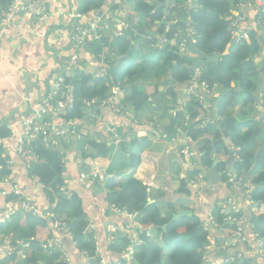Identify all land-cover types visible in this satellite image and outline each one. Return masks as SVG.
Returning a JSON list of instances; mask_svg holds the SVG:
<instances>
[{"label":"trees","instance_id":"trees-1","mask_svg":"<svg viewBox=\"0 0 264 264\" xmlns=\"http://www.w3.org/2000/svg\"><path fill=\"white\" fill-rule=\"evenodd\" d=\"M246 1L195 0L194 7L185 14H179V9L175 5L181 4L182 0H128L133 14L123 17L128 24L124 34L111 41L106 36L100 40H88L77 52L75 64H70L73 54L70 49L66 66L55 72L49 85L46 86L45 97L50 94V87L56 76H63L67 85L60 89V93H64L66 107L55 113L56 125L79 130L80 123L74 120L88 119L85 111L88 109L84 101L96 99L100 102L111 94L112 88L119 87L125 92L124 104L132 110L136 118H139L141 113L149 115L148 112L154 115L153 118H148L151 122L166 118L168 123L164 129L165 133L183 134L189 137L190 145L194 144L193 149L199 156L197 163L201 165V169L209 168L217 160L215 169L221 174L220 182L231 185V175L226 160H219V156L232 155V149L225 143L228 140L239 156L234 161L236 175L240 178L241 175L246 177L241 178L240 189L243 192L247 191L248 198L257 203L256 211L252 213L256 216L259 210L264 209V150L256 156L258 144L263 141L261 128L257 120L252 117L251 109L246 106L253 100V93L256 90L257 72L253 59L260 51V45L254 32L255 28L248 31L247 39L234 38L230 29L232 19ZM10 2L11 0H0V11ZM172 3L175 5L171 6ZM104 4L105 0H82L77 13L91 18L93 12L90 16L87 14ZM176 13L181 20L173 19ZM186 15L193 20L198 34L194 44L196 49L203 55L219 54L218 63L199 64L203 68L199 80L209 86L215 85V92L218 93L217 101L213 102L215 98L209 96L205 102L207 105L212 103L216 109L218 121L214 125L196 120L201 104L194 97L184 101L182 105L184 112L178 111L174 116L167 114L173 103V107H179L175 104L178 98H186L184 90L193 77V72H189L191 60L187 55L180 53L178 48L184 36L182 32L177 36L174 35L185 24ZM153 32L157 35H153ZM86 52L95 55L97 59L96 64L98 63L99 67L95 66L94 73L80 68L83 66ZM104 64L107 66V73L99 74L100 65ZM69 69L71 74L68 76L66 71ZM149 85L153 87L152 97L146 90ZM162 85L165 88L161 91L159 88ZM237 87L242 90L237 92L235 90ZM59 99H61L59 94L54 96L49 111L51 109L55 111ZM43 102L44 99L40 104ZM126 106L123 105L124 110H127ZM103 109L111 112L106 106ZM101 111L103 110L97 109L96 116H100ZM185 113L188 114L187 119ZM111 114L117 115L112 112ZM215 114L211 112L212 117H216ZM26 116L28 114L23 117ZM45 118L49 119L50 115ZM132 122L135 126L142 125L140 121L132 120ZM110 125L115 127V124L110 123ZM142 126L140 128H143ZM97 127L101 126L97 124ZM106 128L100 129L105 136L100 134L99 138L93 135L80 136L78 149L81 150L82 165L87 166L90 161L92 162L90 169L85 171L88 173L106 168L104 182L99 181L98 178L92 179L91 182L101 185L100 189L108 210L112 211V207H115L135 214V220L141 228L133 227L138 233V240L134 241L128 229L116 230L114 241L107 246L108 254L112 257L105 253L103 255L108 259H115L113 256H116L119 264H211L204 259L210 228L227 230V235L223 237V240H226L229 239V233L235 225L223 221V216L217 209L213 210L217 227L209 225L205 228L202 220L193 212L173 220L172 205L168 203L166 204L168 209L161 210L158 201L149 200L148 186L134 176L140 164V155L146 143H149V138H160L151 131L156 128L155 124L151 123L147 130L141 132L142 136L132 138L126 146H123V143L114 144V138ZM10 135L7 126L1 124L0 139L5 141ZM48 136L46 141H42L40 135L30 142L29 147L36 161L28 165L27 176L36 179L48 205L53 204L51 212L57 218L66 220L72 236L61 237L63 252L60 248H42L41 244L47 237L46 234L61 236L60 232L51 230L50 219L41 214H15L8 221L0 224V236L10 237L12 243L20 240L16 245L24 255L20 256L16 250L0 258V264H74L79 262V258L87 260L88 264H99V257L95 254L98 243L94 232L90 229V219L82 198L75 188L67 189L65 186L64 163L65 157H70V153L67 152L66 145L62 144L61 136L54 133L53 127L50 128ZM50 137L57 141L56 146H52ZM105 158L110 160L108 167L103 162ZM7 161L2 143L0 144V182L11 177ZM14 182L21 185L19 180L14 179ZM186 185V179L181 180L180 191H185ZM24 193V198L27 197L36 204L32 197ZM7 195L12 199L11 193ZM9 203L8 200L6 205ZM37 209L40 212V209ZM127 222L131 224L129 220ZM260 222H264V216ZM260 236L264 241V229ZM127 246L133 248V256L129 261L122 257L123 249ZM225 249L220 250L225 253L222 258L224 260L229 254ZM64 253L67 254L66 257ZM244 259L242 264H247V258ZM224 260L221 264L238 263Z\"/></svg>","mask_w":264,"mask_h":264},{"label":"crops","instance_id":"crops-1","mask_svg":"<svg viewBox=\"0 0 264 264\" xmlns=\"http://www.w3.org/2000/svg\"><path fill=\"white\" fill-rule=\"evenodd\" d=\"M81 2L82 0H42L44 10L41 14L31 16L25 14L18 15L15 21L6 30L5 36L1 42L0 125H6L11 135L5 141L0 139V144L3 143L4 154L8 160L7 166L11 170V177H7L8 180H5L7 179L5 178L0 182V190H10L9 181L11 179L19 180L23 193L26 192L29 195L28 197H32V199L36 201L40 211L48 209L50 205H48V201H46L45 197L41 194L36 179H30L27 176L26 169L28 168V164L26 160L15 151L18 138L20 137V128L15 123L18 122L19 118L32 113L33 110L39 107L40 102L45 98V88L49 85L52 76L55 72L66 66L70 52L69 33L72 25L76 23L77 19L83 20L75 15L78 14L77 8ZM105 7L109 8L116 17H124L128 14H133L130 2H127V5L122 8H115L110 5V0H105V4L101 6L100 9ZM92 12L94 11H91L87 15L90 16ZM252 13L255 14L254 9ZM250 22L251 20H248L246 23H243L240 26V30L248 36V31L255 28L256 30H254V32L260 45V51L254 55L253 59L257 72L255 77L256 90L253 93V100L246 106L251 109L252 117L257 120L261 128L263 141L258 144L256 151V153H259L261 150H264V31L257 28L255 24H252L251 27L248 28ZM82 52H84V50H82ZM84 55L86 57H84L83 66L79 67L94 73L97 59L94 57L93 61L90 60L92 55L87 52ZM183 89L184 87L181 90L183 91ZM146 90L150 96L153 92V87L149 85L146 87ZM159 90H161V88H159ZM120 92V104L126 106V104H124L125 92L121 90ZM211 96L215 98L213 102L217 101V92H214ZM151 97L149 98L150 100ZM178 99L182 100V102L188 100L187 97H180ZM209 104V109L215 114L216 109L214 105L212 103ZM126 108L128 111H132L129 110L130 108L128 106H126ZM237 109L238 107H236V110ZM102 110L103 111L100 112V117H102L103 120H99V124L110 122L115 124L116 129L118 128L117 130H120L121 127H129L131 124L134 125L132 120L131 124L127 122V117H124L122 121H118L117 115L106 112V109ZM140 115L142 116L143 113ZM141 119H139V121ZM160 120V122L158 119L154 120L155 122H151L156 126V128L151 129V131L154 130L155 135H160L158 131L164 132L167 126L168 120L166 118ZM140 123L144 126L140 125L129 128L130 133L128 138H139L142 136L141 132L147 130L151 125V123L147 125L146 121H140ZM141 126L143 128H140ZM98 129L92 135L98 138L100 134L105 136V134L100 131L102 126L98 127ZM149 139L151 140L152 138ZM150 140L149 143H146L147 145H145L146 147L140 155V164L135 173L136 178L148 186L149 200L151 202L158 201L161 210L163 208L165 210L168 209L166 208V204L170 203L172 209H174L172 210V216L178 210H187L189 214L193 212L202 220L204 225L207 221L208 213L216 209L218 203H221L226 198H232L247 215V221L241 224L244 234L247 237V242H245V244L236 242L234 246L230 245L226 247L228 249L225 250H228L227 254L238 251L243 252L244 250L250 251L249 254L244 257L247 258V264H264V241L261 248L256 247L257 241L255 243V234L260 237L261 231L264 229V222H260V219L264 216V209L259 210L257 215L253 216L248 204V195L246 191L243 192L240 189L242 185L241 180L239 179V187H237L236 184L232 182L233 176L228 169L231 175V185L222 182L216 185H210L207 179L204 178L201 188L186 185L184 187L185 191H180L179 180L181 179V175H183L184 172L186 173V170L178 150L179 147L184 145H189L193 148L194 144L190 145V140L186 139L183 134L168 135L165 133L164 138H153L151 142ZM226 141L231 149H235L233 146H230L228 140ZM261 146H263L262 149H260ZM74 156V153H70V157H65V186L67 189L72 188L74 190L75 188V191L81 196L83 205L90 219V229L94 232L100 251L102 254L105 253L110 256L107 251L109 242L105 233L106 225L112 223L119 230L125 228L128 219L122 215H116L113 211L107 209L106 202L103 199L100 189L101 185L94 184L96 182H90V184L87 185L85 182L80 184V182L76 180L80 172L84 173L90 168L89 166H80L78 162L74 161ZM198 158L199 156L197 154V162ZM229 158L235 161L233 155L229 157L219 156V160H228ZM103 162L106 164V167L110 165L109 158L103 159ZM195 168L198 171L200 170V172L206 170L201 169L199 163ZM234 171L236 172L235 169ZM217 173L220 172L217 171ZM8 200L10 205L14 200V196L10 199V195L0 194V210L8 208L9 205H6ZM139 228H141V226ZM205 228L207 227L205 226ZM227 233V230L222 231V229L214 230V228H210L208 248L205 249L204 255L206 261L211 264L222 263V258L225 253L220 250L222 249L223 237H225ZM133 235L134 234H130L131 239H133ZM46 236L48 235L46 234L45 237ZM221 237L222 239H218ZM113 258H116V256H113ZM244 258L243 260H237V264H242L245 260ZM74 264H86V260H80L79 258V262L77 261Z\"/></svg>","mask_w":264,"mask_h":264},{"label":"built area","instance_id":"built-area-1","mask_svg":"<svg viewBox=\"0 0 264 264\" xmlns=\"http://www.w3.org/2000/svg\"><path fill=\"white\" fill-rule=\"evenodd\" d=\"M194 1L195 0H182L181 4L173 5H175L176 8L179 9V14H185L188 10L194 7ZM127 2L128 0H110V5L114 6L115 8H122L123 6L127 5ZM253 9L255 10V14L252 13ZM43 10L44 7L42 4H40V0H11L8 6L0 11V48L6 30L11 26L18 15H39ZM75 15L78 18H82L83 20L74 23L69 34L70 49L73 53L70 64L76 63L78 54L77 52L82 49V47L88 40H100L101 38L103 39L106 36L107 39L111 41L116 37L123 35L128 28V24L126 23L124 18L114 16L107 7L95 10L92 17L88 19L80 14ZM173 17V19L176 21L181 20L177 13L174 14ZM248 20H251L248 28H250L252 24H255L257 28L264 31V0H247L243 3L240 9H238V12L235 14L230 24L231 33L234 38H248L247 34L241 32L240 30V26L243 23H246ZM179 32H182V35L184 36L183 39H181V41L179 42V52L187 56H191V53H189L187 49V38H189V41L194 45L198 39V34L195 30L193 20L188 15H186L185 18V24L174 35L177 36ZM100 69L101 73L99 74L107 73V66L105 64L100 65ZM202 72L203 68L201 65L194 69L193 77L190 83L185 87L184 95L187 98H197L199 100V103L201 104V109L196 120H201L200 122L204 124L214 125L217 121V118L212 117L211 109H209V106L205 102L207 100V97L211 96L215 92V85L209 86L206 82L200 81L199 79ZM70 74L71 71L69 69L66 71V75L69 76ZM65 87H67V85L66 83H64V77L60 75L56 76L55 80L51 84L50 94L44 98V102L40 104V106L36 110H33L32 113H29L28 116L21 117L18 122L15 123L20 128V137L18 138L15 151L26 160V163L28 165L36 161V157L33 155L32 150L29 147L30 142H32L40 135L42 136L44 141L48 140L50 128L56 124L54 119L55 113H59L66 107V102L63 99L64 93H60V89ZM120 93L121 92L119 87H114L111 90V94L107 98L101 99L100 102H97L96 99L85 100L84 105L87 109H92L94 106H97V109H102L106 106V108H108L112 113L117 114L121 112V104L119 101V96L121 95ZM58 94L61 99L56 102V107L54 108L55 111H53L52 109L51 111H49L52 106L51 100H53L54 96ZM181 105L182 104L179 102V107H181ZM52 111L54 113L53 115H51ZM124 111L121 114L125 117L126 114L124 113ZM47 115H50L49 119L45 118ZM106 131L114 136L112 138H114V143H116V134L113 133V128L111 127V125L106 128ZM185 138L191 140L189 137L185 136ZM234 150L235 149H232V155L235 159H238L239 156ZM179 154L181 156V161L184 165L186 173H189V175H191L189 184H187V182L186 184L191 187L201 188V186H203L204 177L203 173L196 170L195 168L198 164L196 159V151L189 145H184L181 147V150H179ZM100 173L101 171L95 170L91 171L90 173L80 172L78 174L77 180L78 182L82 183V179L87 176L88 182H91L92 178L90 175L93 174V179H95L98 178ZM104 174H106V172ZM5 180H8V178ZM9 183H11L10 190H0V194L7 195V193H11L14 196V200L11 202L8 208L0 210V224L8 221L16 213H30L31 215L41 214L42 211H38L37 205L32 200L27 197L24 198V193L18 183L14 182V180H10ZM248 204L249 208L251 209V213H254L256 211L257 203L248 198ZM216 209L218 213L223 216V221L235 225V228L229 233V239L223 240L224 243L222 244L221 248L225 249L230 245L234 246L236 242L245 244V242H247V237L244 234V230L241 224L246 222L248 218L244 210L240 208L232 198H226L221 203H218ZM112 211L116 215H122L126 217L129 221H131V224L129 223V225L133 226L132 220H130L127 212L124 209L112 207ZM44 217H48L50 219L51 230L60 232L61 236L50 233V235H48L42 242L41 247L45 249L57 247L64 250L61 237L66 236L71 238L72 236V233L68 228V223H66V220L62 218H57L53 212H47ZM107 225H111L109 228L106 227L107 240L109 243H112L115 239L116 226L112 223H109ZM204 225L206 227L209 225H215L217 227L213 211H210L208 213L207 221ZM220 229L221 228H219V230ZM255 236V243L257 241L256 247L261 248L263 246V238L261 236H257L256 234ZM132 238L134 239L135 236L133 235ZM17 243H12L10 240L8 242L3 237H0V258L14 253L16 250V253L20 256L22 254L24 255L23 251L18 249V246L16 245ZM207 248L208 245L205 247V249ZM249 252L250 251L244 250L243 252L238 251L230 253L227 255L225 260H223L225 262L234 263L237 260H243V258L248 255ZM95 254L99 257V264H119L117 258H106L100 251L99 245L96 247ZM64 256L66 257L67 254L64 253ZM132 256L133 248L127 246L123 249V258L129 261L132 259Z\"/></svg>","mask_w":264,"mask_h":264},{"label":"rangeland","instance_id":"rangeland-1","mask_svg":"<svg viewBox=\"0 0 264 264\" xmlns=\"http://www.w3.org/2000/svg\"><path fill=\"white\" fill-rule=\"evenodd\" d=\"M172 5H173V3H172ZM73 26V25H72ZM92 55V54H91ZM94 56L95 55H92L91 57H90V60H92L93 61V58H94ZM97 62V61H96ZM96 62H95V66H97V67H99V65H98V63L96 64ZM160 88H161V91L165 88L163 85L162 86H160ZM188 101V100H187ZM178 102H180V103H182V105H183V103L184 102H182V100H179L178 99V101L176 100L175 101V104H178ZM181 105V107H173L174 106V103L172 104V108H169L168 109V111H167V114H169L170 116H174L178 111H182V112H184V106H182ZM40 106V105H39ZM125 107V106H124ZM124 107H123V105H120V109H121V112L120 113H117V119H118V121H122L123 120V118H124V115H122L121 113L124 111ZM89 110H85L86 111V113H87V115L86 116H88V119L87 120H79V119H75L74 121L76 122H79L80 124H78L81 128L79 129V130H77L76 131V129L75 128H73V127H70V128H66V126L65 125H63L64 127H60L59 125H54L53 126V130H54V133H57V134H59V136H61V140H62V144L64 143V145H66V147H67V152L68 153H74L75 154V156H74V161H76V162H78L79 163V165L81 166L82 165V163H83V159H82V155H81V150L80 149H78V146H79V143H80V136L82 135H92L94 132H96V130L98 129V127L96 128V126H97V124H99V120H101L102 119V117H100V116H96V114H95V112L97 111V106H94L92 109L91 108H88ZM103 109V108H102ZM102 109H99V110H102ZM91 110V111H90ZM126 111V110H125ZM124 111V113L126 114L125 115V117H127V122L129 123V124H131V120H133L134 122H139V119H141L140 121L141 122H147V125L151 122L148 118H153L154 117V115H147L146 116V114L144 115H142V116H139V118H136V116H135V114H132V111H126L125 112ZM149 114H150V112H149ZM52 115V114H51ZM131 118H129L128 116ZM188 118V114H186L185 113V119H187ZM103 120V119H102ZM106 121H108V120H106ZM161 120H159V122H160ZM115 123V122H114ZM99 125H101L102 127H109L110 126V122L109 123H106V124H104V123H101V124H99ZM124 126V125H123ZM133 126H135V124L134 125H130L129 127H121L120 128V130H117L115 127H112L113 128V133L114 134H116V136H115V138H116V143H123V146H126L127 145V143L132 139V138H128V135H129V128H131V127H133ZM61 128V129H60ZM126 128V129H125ZM131 130V129H130ZM153 133H154V130H153ZM158 134H160L159 136L161 137V138H164L165 137V131L163 132H160V131H158ZM95 135V134H94ZM112 137H114V136H112ZM42 139V141H44V139L43 138H41ZM50 142H51V144H52V146H56L55 144H56V140L54 139V138H52V137H50ZM116 143H114V144H116ZM179 150H181V147H179ZM179 150H178V152H179ZM64 160V159H63ZM91 165H92V162L90 161L89 163H88V165L87 166H89V168L91 167ZM106 169V168H105ZM105 169H103L102 171H101V173H100V175L98 176V180L99 181H101V182H104L105 181V179H106V174H104L105 173ZM137 170V169H136ZM136 170H135V173H136ZM135 173H134V176H135ZM91 176V178L93 179L94 178V175L93 174H91L90 175ZM188 176H189V173L187 174V173H183V175H181V179L179 180V181H181L182 179H186L187 181V184H189V182H190V176H189V178H188ZM136 177V176H135ZM241 178L242 179H245L246 177L244 176V175H241ZM241 178L239 177V179L241 180ZM80 181V180H79ZM82 181L83 182H85L86 183V185L87 184H90V182H88V177L87 176H85L83 179H82ZM248 185V184H247ZM179 188H180V183H179ZM246 193H247V191H246ZM51 207H53V204L48 208V209H46V210H43L42 212H41V214L43 215V216H45L46 215V213L47 212H51ZM125 210V209H124ZM126 212H127V214H128V216H129V218H130V220H132V222H133V226H136V227H140V225L136 222V220H135V214H133V213H129L127 210H125ZM16 214H18V213H16ZM19 214H22V213H19ZM138 224V225H137ZM111 225H106V227L107 228H109ZM133 226H130L127 222H126V225H125V227L126 228H128V231L130 232V234H134V236H135V238L133 239V241L134 240H138V233H136V231L135 230H133ZM205 226V225H204ZM207 228H208V226H207ZM116 230H118V228H116ZM6 241H8L9 242V238L10 237H3ZM20 241V240H19ZM222 243H224V242H222ZM98 246V244L96 245V247ZM55 249H59V248H57V247H55ZM61 249V252H63L64 250L62 249V248H60ZM95 250H96V248H95ZM21 256H23V254L21 255ZM86 264H88V261L86 260Z\"/></svg>","mask_w":264,"mask_h":264},{"label":"water","instance_id":"water-1","mask_svg":"<svg viewBox=\"0 0 264 264\" xmlns=\"http://www.w3.org/2000/svg\"><path fill=\"white\" fill-rule=\"evenodd\" d=\"M153 35H157L156 32H153ZM188 40V44H187V49L188 51L191 53V56H188L189 59L192 62V65L189 69V72L192 73L194 71L195 68H197L199 66V64L202 63H216L219 59V54L214 53L211 55H203L201 52H199L196 47L189 41V38H187ZM237 92H240L242 89L237 87L235 89ZM226 144L227 141H225ZM263 146L260 147V149H262ZM258 155V152L256 153V156ZM217 160H215L213 162V164L207 168L204 172H203V176L205 179H207L208 183L210 185H216L220 182V173H217L216 169H215V164H216ZM226 164L229 167V170L231 171V174L233 176L232 182L234 184H236L237 187H239V178L236 175V172L234 171V160L232 158H229L228 160H226ZM189 212L187 210H178L175 214H173L172 219H178L181 218L183 216H188ZM165 228V227H163Z\"/></svg>","mask_w":264,"mask_h":264},{"label":"bare ground","instance_id":"bare-ground-1","mask_svg":"<svg viewBox=\"0 0 264 264\" xmlns=\"http://www.w3.org/2000/svg\"><path fill=\"white\" fill-rule=\"evenodd\" d=\"M157 6V5H156ZM136 9V8H135ZM177 12V11H176ZM153 20V19H152ZM170 37V36H169ZM126 38V37H125ZM152 42V41H151ZM232 47V46H231ZM229 49V48H228ZM218 63V62H217Z\"/></svg>","mask_w":264,"mask_h":264}]
</instances>
